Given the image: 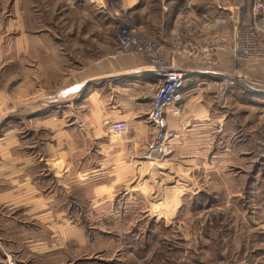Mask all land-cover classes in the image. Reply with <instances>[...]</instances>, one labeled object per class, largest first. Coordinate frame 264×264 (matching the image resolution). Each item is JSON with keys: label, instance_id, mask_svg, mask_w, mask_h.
Here are the masks:
<instances>
[{"label": "rangeland", "instance_id": "rangeland-1", "mask_svg": "<svg viewBox=\"0 0 264 264\" xmlns=\"http://www.w3.org/2000/svg\"><path fill=\"white\" fill-rule=\"evenodd\" d=\"M136 3L130 8L122 0H0V37L8 24L11 39L17 37L18 24L25 21L28 34L49 40L56 54L65 62L72 59L78 70L118 52L129 54L116 42L120 22L115 13L125 11L161 53L190 30L200 40H230L237 18L264 48V0ZM257 3L262 12L255 18ZM195 13L216 23L200 25ZM225 56L219 55L224 76L239 71L242 79L222 98L221 79L204 81L199 93L205 99L197 108L205 104L208 111L195 119L196 113L186 112L183 104L180 116L170 122L175 131L171 152L164 159L146 157L148 169L140 180L135 175L118 187V197L100 207L99 201L89 200L82 180L59 185L56 233L44 231L33 218L5 231L3 217L19 212L13 215L0 206V264H264V61ZM13 107L0 105V114ZM47 159L38 157L42 164Z\"/></svg>", "mask_w": 264, "mask_h": 264}, {"label": "crops", "instance_id": "crops-1", "mask_svg": "<svg viewBox=\"0 0 264 264\" xmlns=\"http://www.w3.org/2000/svg\"><path fill=\"white\" fill-rule=\"evenodd\" d=\"M122 1L133 8L139 0ZM211 19L195 13L200 25L215 24ZM18 29V36L11 39L8 24L0 37V105L14 106L0 114V125L4 123L0 206L13 210V215L19 212L13 218L3 217L7 228L3 230L11 231L12 225L28 222L23 218H33L44 231L56 233L59 214L54 202L58 201L59 185L71 187L76 184L72 180H82L89 200L99 201L100 206L118 197L123 183L135 175L140 180L148 169L149 163L144 162L148 135L152 134L148 115L159 77L148 61L135 53L118 52L76 70L72 59L65 62L60 58L49 40L28 34L25 21L20 20ZM29 41H35L31 48ZM162 55L171 66L191 71L184 105L197 119L208 111L205 104L197 108L205 99L200 86L212 77L200 64L175 59L168 45ZM61 64L69 69L61 70ZM78 93L84 95L76 101ZM172 119L170 116L169 123ZM117 120L128 123L123 138L114 137L108 129V124ZM39 156L48 159L42 164Z\"/></svg>", "mask_w": 264, "mask_h": 264}, {"label": "built area", "instance_id": "built-area-1", "mask_svg": "<svg viewBox=\"0 0 264 264\" xmlns=\"http://www.w3.org/2000/svg\"><path fill=\"white\" fill-rule=\"evenodd\" d=\"M261 12L262 6L255 4L254 17L256 18ZM126 14L125 11L117 12L114 18L120 22L116 35L119 50L123 53H135L146 59L159 77L148 115L149 124L153 128V137L147 155L166 156L171 152L170 141L175 133L170 126L169 117L180 116L182 113L186 95L184 88L191 71L171 66L162 55L158 44L142 34L140 28L130 21ZM235 24L230 40L226 36L224 39L216 36L204 41L198 39L194 30H190L179 33L169 46V51L175 59L200 64L213 79H221L219 98L224 97L237 84V80L242 79V73L239 71L233 76H224L227 74L221 68L219 55L229 54L232 59L238 61H264V48L254 40L256 33L249 26L241 24L239 18ZM108 129L115 135H124L128 132V123L120 120L112 121L108 124Z\"/></svg>", "mask_w": 264, "mask_h": 264}, {"label": "bare ground", "instance_id": "bare-ground-1", "mask_svg": "<svg viewBox=\"0 0 264 264\" xmlns=\"http://www.w3.org/2000/svg\"><path fill=\"white\" fill-rule=\"evenodd\" d=\"M149 155V154H148ZM165 155H162V156H160V157H156V156H151V155H149V156H147V158L148 159H150V158H153V159H164L165 157H164ZM150 157V158H149Z\"/></svg>", "mask_w": 264, "mask_h": 264}]
</instances>
